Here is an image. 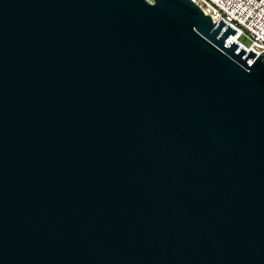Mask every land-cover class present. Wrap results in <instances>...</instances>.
Returning a JSON list of instances; mask_svg holds the SVG:
<instances>
[{"label": "water", "instance_id": "obj_1", "mask_svg": "<svg viewBox=\"0 0 264 264\" xmlns=\"http://www.w3.org/2000/svg\"><path fill=\"white\" fill-rule=\"evenodd\" d=\"M235 34L190 0H0V264H264Z\"/></svg>", "mask_w": 264, "mask_h": 264}, {"label": "built area", "instance_id": "obj_2", "mask_svg": "<svg viewBox=\"0 0 264 264\" xmlns=\"http://www.w3.org/2000/svg\"><path fill=\"white\" fill-rule=\"evenodd\" d=\"M190 1L208 16L212 23L222 21L232 28L236 34L230 40L240 48L251 51L256 56L264 53V0Z\"/></svg>", "mask_w": 264, "mask_h": 264}, {"label": "rangeland", "instance_id": "obj_3", "mask_svg": "<svg viewBox=\"0 0 264 264\" xmlns=\"http://www.w3.org/2000/svg\"><path fill=\"white\" fill-rule=\"evenodd\" d=\"M244 45H247L246 42H243Z\"/></svg>", "mask_w": 264, "mask_h": 264}, {"label": "bare ground", "instance_id": "obj_4", "mask_svg": "<svg viewBox=\"0 0 264 264\" xmlns=\"http://www.w3.org/2000/svg\"><path fill=\"white\" fill-rule=\"evenodd\" d=\"M230 42H234V41L232 40V41H229V43H230Z\"/></svg>", "mask_w": 264, "mask_h": 264}]
</instances>
